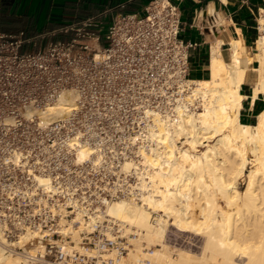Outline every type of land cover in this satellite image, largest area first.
Wrapping results in <instances>:
<instances>
[{"label":"built area","instance_id":"obj_1","mask_svg":"<svg viewBox=\"0 0 264 264\" xmlns=\"http://www.w3.org/2000/svg\"><path fill=\"white\" fill-rule=\"evenodd\" d=\"M109 13L30 37L0 33V224L11 241L27 230L43 235L34 254L10 247L32 264H117L101 254H127L129 242L118 234L82 233L79 245L92 254L61 231L63 219L96 214L132 188L101 182L102 168L78 161L77 149L88 145L103 161L109 144L120 143L116 160L131 158L150 122L147 110L172 113L191 90L193 44L180 36L175 3L151 0L142 14ZM67 94L73 106L49 112ZM39 176L50 179L49 188Z\"/></svg>","mask_w":264,"mask_h":264},{"label":"bare ground","instance_id":"obj_2","mask_svg":"<svg viewBox=\"0 0 264 264\" xmlns=\"http://www.w3.org/2000/svg\"><path fill=\"white\" fill-rule=\"evenodd\" d=\"M236 44L231 63L214 50L211 77L190 80L189 94L176 100L172 113L147 110L150 122L137 144L139 157L127 159L120 168L137 179L130 194L87 218L78 211L73 221H61L62 233L70 235L78 249L98 254L79 244L82 233L100 228L108 238L118 234L129 242L126 255L117 248L101 254L117 264H264V111L254 124L239 118L246 70ZM257 48L249 57L259 63L255 97L264 90V33ZM71 96L65 95L49 112H67L73 106ZM77 150L78 161L96 154L84 144ZM96 157L95 163L102 160L101 154ZM37 179L44 189L50 187L48 177ZM171 224L201 235V252L173 254L165 244ZM42 238L38 231L27 230L10 242L0 224V264H32L10 247L34 254L43 248Z\"/></svg>","mask_w":264,"mask_h":264},{"label":"crops","instance_id":"obj_3","mask_svg":"<svg viewBox=\"0 0 264 264\" xmlns=\"http://www.w3.org/2000/svg\"><path fill=\"white\" fill-rule=\"evenodd\" d=\"M150 1L0 0V33L35 36L107 10L109 18L142 14ZM171 1L181 13V38L193 44L189 57L191 80L211 77L214 50L219 49L222 59L231 63L234 43H237L235 47L242 53L240 64L246 70L240 88L244 99L239 118L245 124L256 123L258 115L264 111V90L255 97L260 80L259 63L250 62L249 57L253 58L258 52L257 42L264 33V0ZM67 37L59 35L57 38Z\"/></svg>","mask_w":264,"mask_h":264},{"label":"rangeland","instance_id":"obj_4","mask_svg":"<svg viewBox=\"0 0 264 264\" xmlns=\"http://www.w3.org/2000/svg\"><path fill=\"white\" fill-rule=\"evenodd\" d=\"M136 131H138V129H136ZM119 144L118 143L109 144V146H108L109 148L107 150L110 154L109 158L108 157L104 158L103 161L101 160V161L97 162L96 165H98L100 168H102V172H104V174L101 176L102 177L101 182H107L109 185H112V186L126 185L128 187H131V185H133L135 182H137L136 177L132 176V175H126L125 173H123L120 170L121 165L127 159L119 162L114 157L116 154L120 153L121 149L123 148V146H121ZM205 144H207V142H205L204 145ZM204 145L199 147L200 151L204 150ZM133 146L135 149V154H133L131 156V158H128V160H132V159L137 160L139 157V155L136 153L137 147H138L137 144H135ZM129 147H132V146H129ZM96 158H97L96 154L92 155V157L90 158L94 164H95L94 159H96ZM88 160L89 159H87V161ZM84 161H86V160H84ZM84 161H80V162H84ZM116 168L119 169V173L116 172L117 171ZM248 169H250V166ZM246 181L247 180H245V179L241 180L240 185H239V189L241 191L245 189ZM154 217H155V214H154ZM10 242H16V241L10 240ZM165 244L169 245L168 247L170 248V250H172L171 252L173 254H176L179 250H186V251H189V252L194 253V254H196V253L199 254L201 252V249H202L201 247L203 245V238L201 235H198V234H195L192 232L190 233V231L189 232L188 231L187 232L186 231H180V230H178V228L176 226H174V225L172 226V224H171L170 228L166 234ZM161 247L162 246H159V248H161ZM154 248H156V247H154ZM17 252L19 253L22 251L17 249Z\"/></svg>","mask_w":264,"mask_h":264}]
</instances>
